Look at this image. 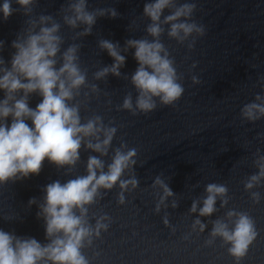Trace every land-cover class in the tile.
I'll return each instance as SVG.
<instances>
[{
	"label": "water",
	"instance_id": "1",
	"mask_svg": "<svg viewBox=\"0 0 264 264\" xmlns=\"http://www.w3.org/2000/svg\"><path fill=\"white\" fill-rule=\"evenodd\" d=\"M75 2L33 0L26 9L12 0V14L0 18V67H11L13 41L25 39L30 29L39 31L41 16L51 17L59 24L61 37L56 67L61 66L64 51L75 45L76 63L85 74L84 84L67 103L78 108L81 124L99 118L102 129L115 132L103 154L86 147L97 142V137L89 136L82 140L74 164L58 166L45 159L38 174L0 183V229L47 244L45 220L37 215L45 186L86 176L89 157L103 162L99 175L108 171L117 151L134 150L118 181L110 189L98 188L85 205L82 218L91 235L83 240L80 252L88 264H264V176L246 187L264 163V114L257 113L254 119L244 114L248 104L264 105V0H172L163 10V30L156 38L147 31L152 21L144 14V5L151 0H86V10L95 14L86 34L87 25L77 22L73 27L65 21L73 15L70 5ZM184 4L194 7L176 22L194 23L202 33L193 31L178 39L168 34L170 24L163 20ZM153 39L167 52L183 92L170 104L153 97L155 107L145 112L136 107L139 90L131 77L138 63L127 41ZM104 40L125 56L119 76L111 72L96 76L114 63L101 47ZM4 95L0 91V99ZM20 95L16 93V98ZM129 97L131 109L123 107ZM41 99L33 92L28 104L35 108ZM4 122L10 123L11 117ZM27 123L31 126L30 120ZM98 137L104 139L103 131ZM131 180L136 181L134 186L121 188L120 181ZM209 184L227 191L217 196L214 212L202 216L199 209ZM165 186L171 195L165 194ZM237 214L247 215L256 232L239 259L229 252L230 242L213 235L216 221L231 231ZM98 221L106 227L98 229Z\"/></svg>",
	"mask_w": 264,
	"mask_h": 264
},
{
	"label": "clouds",
	"instance_id": "2",
	"mask_svg": "<svg viewBox=\"0 0 264 264\" xmlns=\"http://www.w3.org/2000/svg\"><path fill=\"white\" fill-rule=\"evenodd\" d=\"M16 2L27 9L33 0ZM11 4L12 0L0 2V18L6 20L12 14ZM171 4L172 0H151L144 5V14L152 21L147 28L152 37H159L162 32L161 15ZM193 7L192 4H184L164 17L163 23L170 24V36L184 39L193 31L202 33V28L194 23L176 22L182 16H189ZM70 8L73 15L65 17L66 23L73 27L77 22L83 23L87 25L84 33H88L95 23V14L86 10V0H76ZM111 15H116L114 10ZM39 23V31L30 29L25 39L12 42L16 51L11 58V67H0V91L5 94L0 99V183L38 174L45 159L58 166L74 164L79 157L82 140L89 136L97 137V142H88L86 147L103 154L115 132L114 128L102 129L99 118L89 120L86 124L80 123L78 108L67 103L72 99L74 90L85 82V74L76 63L77 48L75 45L68 47L62 55L61 66L57 68L55 57L61 43V37L57 35L59 24L51 22V17L46 16H41ZM127 44L135 49L133 55L138 63L131 77L139 90L136 107L146 112L155 107L153 97H159L165 104L178 99L183 88L177 83L173 63L159 40H129ZM2 47L3 41H0ZM101 47L107 50L114 63L97 72V78L109 72L119 76L125 56L107 40L101 41ZM18 92L21 95L16 98ZM33 92L42 97L35 108L28 104V96ZM123 107L132 108L130 97L124 100ZM257 113L264 114V105L251 103L245 106L244 114L249 119L257 118ZM9 117L11 122L5 123ZM29 120L31 126L27 123ZM101 131L104 135L102 141L98 137ZM134 154V150L126 154L117 151L108 171H100L99 175L97 170L103 169V162L96 157H89L86 176L64 184L54 181L46 185L44 204L37 215H42L45 220V234L49 242L41 244L35 238H21L0 229V264H88L80 252L83 240L91 235V229L82 218L86 212L85 205L93 201L98 188L110 189L118 181L123 170L132 162ZM259 167V175L251 177L247 188L264 176V163ZM128 183L134 186L136 181H120L121 188ZM164 190L166 195L172 194L166 186ZM206 191L208 195L199 209L202 216L214 212L217 196H223L227 190L222 185L209 184ZM29 203H34V200L30 199ZM75 209H79L81 214L76 215ZM191 210L196 211L195 202ZM228 215L234 213L229 212ZM237 215L238 219L231 231L224 222L216 221L213 235L230 242L232 246L229 252L239 259L245 254L256 232L247 215ZM196 224H200V221L197 220ZM100 227L106 225L98 221L97 228ZM200 228L203 230L204 225L200 224Z\"/></svg>",
	"mask_w": 264,
	"mask_h": 264
}]
</instances>
